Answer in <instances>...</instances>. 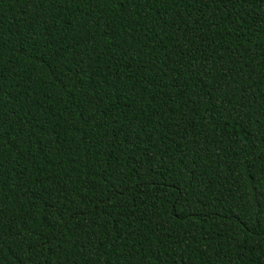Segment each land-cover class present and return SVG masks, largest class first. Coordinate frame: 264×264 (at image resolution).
I'll list each match as a JSON object with an SVG mask.
<instances>
[{
	"label": "trees",
	"instance_id": "1",
	"mask_svg": "<svg viewBox=\"0 0 264 264\" xmlns=\"http://www.w3.org/2000/svg\"><path fill=\"white\" fill-rule=\"evenodd\" d=\"M0 264H264V0H0Z\"/></svg>",
	"mask_w": 264,
	"mask_h": 264
}]
</instances>
